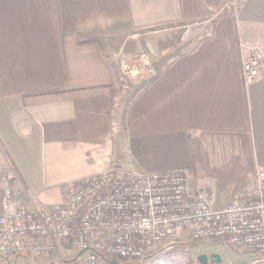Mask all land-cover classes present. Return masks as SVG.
Returning a JSON list of instances; mask_svg holds the SVG:
<instances>
[{
  "label": "crops",
  "instance_id": "0c3cea01",
  "mask_svg": "<svg viewBox=\"0 0 264 264\" xmlns=\"http://www.w3.org/2000/svg\"><path fill=\"white\" fill-rule=\"evenodd\" d=\"M227 1L0 0V176L15 171V197L45 207L113 165L179 170L193 188L215 185L204 176L244 182L264 151V72L242 79L246 48L264 53V0ZM197 20L212 29L124 114L104 48L131 29ZM66 253L18 260L59 264Z\"/></svg>",
  "mask_w": 264,
  "mask_h": 264
},
{
  "label": "built area",
  "instance_id": "2783aa9c",
  "mask_svg": "<svg viewBox=\"0 0 264 264\" xmlns=\"http://www.w3.org/2000/svg\"><path fill=\"white\" fill-rule=\"evenodd\" d=\"M260 72L264 53L249 46L242 61L244 85ZM16 179L13 169L0 176V264L12 255L57 253L63 245L73 259L59 264H143L146 249L176 230L189 240L223 241L257 253L250 261L197 259L193 264L264 263V169L257 171L253 196L222 208L214 207L213 194L206 193V188L213 189L206 182L192 188L179 170L113 165L84 177L62 201L45 207L18 200Z\"/></svg>",
  "mask_w": 264,
  "mask_h": 264
},
{
  "label": "rangeland",
  "instance_id": "374dc122",
  "mask_svg": "<svg viewBox=\"0 0 264 264\" xmlns=\"http://www.w3.org/2000/svg\"><path fill=\"white\" fill-rule=\"evenodd\" d=\"M202 23V20H197L176 23L171 26L131 29L117 36L120 47L111 53H109V49L104 48L108 52L110 65L116 76L114 94L117 98L115 103L122 108L124 114L131 98L149 79L154 77L159 68L177 53L188 49L196 40L209 33L212 29L211 24L202 29ZM259 152L257 151L255 155V166L250 168L249 177L244 182L226 184L221 183L215 177L214 179L208 176L203 177L206 180H213L215 183L213 191L206 188V193L209 196L213 194L215 208H222L233 200L254 195L256 190L255 176L258 170L264 169V155L262 156ZM191 184L193 183L189 182L190 187H192ZM63 246L68 250V253L59 256V258L63 262H70L73 259L70 248L68 245ZM213 253L219 254L222 261H250L257 258V253L252 250L238 248L223 241L189 240L183 232L176 230L154 247L146 249L143 264H161L162 262L166 264H193L199 255L207 254L209 256ZM54 254L56 253L48 255ZM20 255L22 254L10 256L5 264H21L18 260ZM48 255L33 257H47ZM115 260L117 261V259Z\"/></svg>",
  "mask_w": 264,
  "mask_h": 264
},
{
  "label": "water",
  "instance_id": "95a60500",
  "mask_svg": "<svg viewBox=\"0 0 264 264\" xmlns=\"http://www.w3.org/2000/svg\"><path fill=\"white\" fill-rule=\"evenodd\" d=\"M198 260L201 262V263H206L208 262V260H210L211 262H219L221 260L219 254L217 253H213L211 255H207V254H201L198 256Z\"/></svg>",
  "mask_w": 264,
  "mask_h": 264
},
{
  "label": "trees",
  "instance_id": "16d2710c",
  "mask_svg": "<svg viewBox=\"0 0 264 264\" xmlns=\"http://www.w3.org/2000/svg\"><path fill=\"white\" fill-rule=\"evenodd\" d=\"M240 1V0H239ZM231 2V0H228L227 1V3H230ZM222 9H220V13H219V15H218V17L217 18H220V17H222V16H224V15H229V14H233V9H231V11H221ZM216 18V19H217ZM214 26V25H213ZM204 38V37H203ZM260 154H262V156L264 155V151H260L259 152Z\"/></svg>",
  "mask_w": 264,
  "mask_h": 264
}]
</instances>
